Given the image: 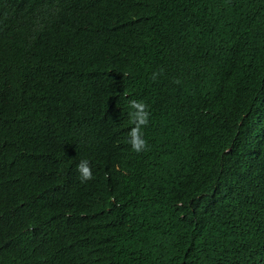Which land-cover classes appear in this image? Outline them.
Segmentation results:
<instances>
[{"label":"trees","instance_id":"1","mask_svg":"<svg viewBox=\"0 0 264 264\" xmlns=\"http://www.w3.org/2000/svg\"><path fill=\"white\" fill-rule=\"evenodd\" d=\"M0 264H264V0H0Z\"/></svg>","mask_w":264,"mask_h":264},{"label":"clouds","instance_id":"2","mask_svg":"<svg viewBox=\"0 0 264 264\" xmlns=\"http://www.w3.org/2000/svg\"><path fill=\"white\" fill-rule=\"evenodd\" d=\"M153 76L155 77V74ZM128 106L130 108V121L133 126L127 134V143L131 146L133 152L141 153L148 147V142L144 138L142 129L148 126L150 113L148 106L143 101L132 99L128 102ZM76 170L82 183L93 179L92 169L88 160L80 161Z\"/></svg>","mask_w":264,"mask_h":264}]
</instances>
